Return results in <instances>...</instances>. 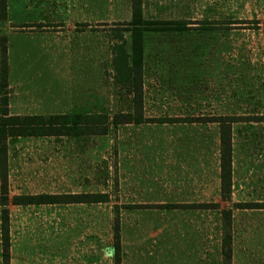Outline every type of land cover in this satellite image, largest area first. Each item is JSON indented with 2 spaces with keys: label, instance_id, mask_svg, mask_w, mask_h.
I'll list each match as a JSON object with an SVG mask.
<instances>
[{
  "label": "rangeland",
  "instance_id": "rangeland-1",
  "mask_svg": "<svg viewBox=\"0 0 264 264\" xmlns=\"http://www.w3.org/2000/svg\"><path fill=\"white\" fill-rule=\"evenodd\" d=\"M140 13L132 0H6L0 10V99L11 114L108 117L104 133L9 139L10 199L107 197L11 201L10 264H225L226 233L230 264H264V0H142ZM134 22L146 120L115 124V114L132 111L114 59L123 47L133 61ZM216 115L244 116L232 123L235 165L252 186L231 201L214 195L219 124L189 121ZM223 209L233 210L227 228Z\"/></svg>",
  "mask_w": 264,
  "mask_h": 264
},
{
  "label": "trees",
  "instance_id": "trees-1",
  "mask_svg": "<svg viewBox=\"0 0 264 264\" xmlns=\"http://www.w3.org/2000/svg\"><path fill=\"white\" fill-rule=\"evenodd\" d=\"M134 14H141L142 0H132ZM0 10L2 16L6 13V0H0ZM134 29V41L132 47L133 61H129L130 54L121 48L120 53L115 58L116 68L119 69L121 63L126 70L127 84L133 89L134 98L132 99V111L115 114L113 123L143 122L144 117V99H143V72L142 62L135 61V57L142 52V29L139 24ZM2 85L7 86L8 62H7V44L6 37L2 38ZM0 109V206L1 211V241H2V260L3 264H10V224L8 205L12 201L14 204L29 203H56V202H81V201H106L107 197H94L90 195H55V194H37V195H15L10 199L8 189L7 158L8 142L10 138L20 136H41V135H68V134H92L104 133L107 127L102 128L100 123L105 121L96 119L97 116L91 113L71 112L58 114H11L8 108V100L2 98ZM259 120L260 117H255ZM244 116H209L194 117L189 121L217 122L220 126V149H221V182L222 196L229 199L232 190V123L243 120ZM148 121L153 119H147ZM261 203H238L239 207L258 206ZM163 205H156V207ZM170 207H197L212 206L218 207L217 203H192V204H168ZM224 218L230 222L231 210H223ZM116 248H120L119 226L116 225ZM223 257L225 264H230L232 258L231 234L226 233L223 238Z\"/></svg>",
  "mask_w": 264,
  "mask_h": 264
},
{
  "label": "crops",
  "instance_id": "crops-1",
  "mask_svg": "<svg viewBox=\"0 0 264 264\" xmlns=\"http://www.w3.org/2000/svg\"><path fill=\"white\" fill-rule=\"evenodd\" d=\"M129 53V52H128ZM116 58V57H115ZM115 60V59H114ZM130 61V60H129ZM131 62V61H130ZM116 66V65H115ZM142 67V72H143V99H147L146 97V84H145V80H144V65L141 66ZM146 67V65H145ZM131 85L128 84V89L130 91V95L132 96V99L134 98V94H133V89L132 87H130ZM219 134H220V131H219ZM219 144H220V137H219ZM232 145H233V153H232V190H231V196L229 199H224L223 196H222V182H221V149L219 147V157L217 159V165H216V180H215V187H216V192H215V196H219L221 197V199L223 201H231L233 199V196L235 195V193L237 191L240 190V188H243V187H249V186H252V184L250 185L248 181H245L243 178H238L239 174H241V177L243 176V171L241 170V167H240V170L238 168V166L235 165V148H236V143H235V139L233 137V133H232ZM241 172V173H240ZM260 183H256V187H259L261 185H259ZM263 185V183H262ZM142 186H146V184L144 183ZM174 186L176 187L177 184L174 183ZM213 195V196H214ZM251 196H253V198H258L255 193H251ZM262 198V197H261ZM215 199V198H214ZM217 199V198H216ZM215 199V200H216ZM241 199H244V197L242 196ZM258 200V199H257ZM214 203H220V202H214ZM242 209H244V207H240ZM224 210V209H223ZM223 210H222V216H223V221L225 222V228H227L228 223L227 220L224 218V215H223ZM231 210V209H229ZM233 217V210H231V218ZM231 218H230V221H231ZM222 248H223V242H222ZM225 262V261H224Z\"/></svg>",
  "mask_w": 264,
  "mask_h": 264
}]
</instances>
